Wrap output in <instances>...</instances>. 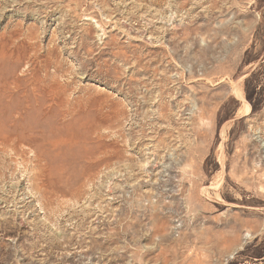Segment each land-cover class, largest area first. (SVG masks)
I'll return each mask as SVG.
<instances>
[{
    "label": "rangeland",
    "instance_id": "374dc122",
    "mask_svg": "<svg viewBox=\"0 0 264 264\" xmlns=\"http://www.w3.org/2000/svg\"><path fill=\"white\" fill-rule=\"evenodd\" d=\"M0 264H264V0H0Z\"/></svg>",
    "mask_w": 264,
    "mask_h": 264
},
{
    "label": "bare ground",
    "instance_id": "6f19581e",
    "mask_svg": "<svg viewBox=\"0 0 264 264\" xmlns=\"http://www.w3.org/2000/svg\"><path fill=\"white\" fill-rule=\"evenodd\" d=\"M9 111H10V110H9ZM31 128H32V127H31ZM34 129H35V128H34ZM9 130H10V129H9ZM36 136H37V135H36ZM36 136H35V137H36ZM19 138H21V137H18V139H19ZM26 138H27V137H26ZM18 139H17V140H18ZM28 139H29V138H28ZM12 140H13V139H12ZM19 140H20V139H19ZM25 141H26V140H25ZM22 142H23V140H22ZM12 143H13V141H12ZM25 143H26V142H25ZM15 145H16V144H15ZM20 145H21V144H20ZM27 145H28V144H27ZM29 145H30V144H29ZM15 147H16V146H15ZM18 147H19V146H18ZM18 147H17V149H18ZM32 147H33V146H32ZM13 148H14V146H13ZM15 150H16V149H15Z\"/></svg>",
    "mask_w": 264,
    "mask_h": 264
}]
</instances>
